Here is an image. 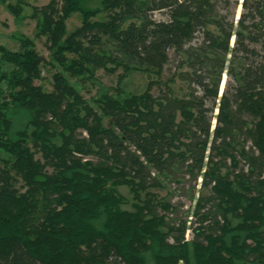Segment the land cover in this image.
<instances>
[{
  "label": "trees",
  "instance_id": "obj_1",
  "mask_svg": "<svg viewBox=\"0 0 264 264\" xmlns=\"http://www.w3.org/2000/svg\"><path fill=\"white\" fill-rule=\"evenodd\" d=\"M92 1L30 6L47 61L30 38L17 37L16 50L0 44V264H264V0H242L237 19V0H220L223 13L217 0ZM0 4L17 19L28 6ZM162 9L167 20L147 18ZM74 13L81 25L68 32ZM196 30L202 42L185 47ZM169 49L185 54L188 98L120 88L93 98L96 111L69 81L108 62L157 71ZM44 63L56 68L49 92L35 84ZM223 74L233 84L220 91ZM189 159L209 191L189 220H166L156 208L172 205L151 195L122 208L121 185L159 186V175Z\"/></svg>",
  "mask_w": 264,
  "mask_h": 264
},
{
  "label": "rangeland",
  "instance_id": "obj_2",
  "mask_svg": "<svg viewBox=\"0 0 264 264\" xmlns=\"http://www.w3.org/2000/svg\"><path fill=\"white\" fill-rule=\"evenodd\" d=\"M28 3V6L24 7L21 18L17 19L5 8L4 5L0 4V44L5 46L10 50H16L18 48L17 37L24 36L30 38L35 45L36 51L40 56L45 60H49V50L48 42L44 36L36 37L35 29V20L30 17L31 8H41L44 5L48 4L49 0H25ZM145 1V0H141ZM217 0V10L220 13H223L222 9L223 3ZM236 1V0H235ZM242 0H237V4L233 7L234 19L239 17L240 12L242 11L241 2ZM234 0H229V3L232 5ZM97 0H94L90 3V6H96ZM111 14H99L93 20L99 21H108ZM135 14L137 16L141 15V12L138 10ZM169 16V11L166 9L162 10H153L147 12V18L153 21L167 20ZM138 18V17H137ZM133 18L132 20L136 23H139L140 19ZM128 20L125 25L128 24ZM81 25V17L78 13L72 14L66 21V28L68 32L73 31ZM124 25V26H125ZM211 28V27H209ZM202 42V30H196L193 32L191 40L185 45L187 48H195ZM233 40H231L232 44ZM105 43L102 40L97 44V48L103 46ZM108 48V46H107ZM166 61L162 64L161 68L153 69L152 66L145 68L149 70H142L132 68L124 69L123 66L117 65L115 63H107V65L99 66L95 68L91 78L82 77L76 78L70 76V83H72L75 88L78 90L80 96L87 100L90 104L94 106V109L97 111L93 103V98H96L101 91H108L110 93L116 92V90L122 88L125 92L128 93H140L143 92L148 85H150V94L153 97L161 98L166 93L172 94L178 98H188L190 92L189 81L185 78L186 73L189 70L186 64H181L184 60V53H177L176 51L169 49L167 50ZM40 78L35 81V84L40 85L43 91L49 92L53 89V74L56 72L55 67H50L47 64H43L40 68ZM111 69V70H110ZM161 69V70H159ZM159 70V71H158ZM224 80V81H223ZM233 84L232 79H228L225 74L222 75L220 91L224 89V86L231 87ZM149 87V86H148ZM216 114V113H214ZM243 120L250 121L251 118L244 114L242 115ZM184 120L183 116L179 114L177 116V121ZM109 122L108 118L103 119L104 125H107ZM212 126L215 124V120L211 121ZM195 137V136H194ZM194 139V138H193ZM191 138L184 137L183 141L190 144ZM240 143L244 150L249 151L252 147L251 141L247 138L245 134V127L240 134ZM207 156L214 157V160H217L215 153L210 150L205 151ZM37 157H39L37 155ZM90 158L95 161L97 160L95 156H90ZM238 159V156H237ZM225 163L222 171L230 170V158L222 160ZM190 164H192L189 159L184 164H177L174 166L171 171L168 173L159 175L160 180L159 186L148 187L146 189H140L135 191L136 186H134L133 191L129 185H121L118 190L125 198V203L122 205V208L132 210L134 205L145 204L143 201L151 195L156 200L165 201L172 205V210L163 211L160 208H156L158 214H165L166 220H189L191 215V210L195 206L197 197L207 196L208 189L204 188L201 185V178L199 175H195L189 172ZM238 170L247 171V163L243 159H238ZM156 178L157 175L155 174ZM155 202V200H154ZM190 241L191 236L186 237Z\"/></svg>",
  "mask_w": 264,
  "mask_h": 264
},
{
  "label": "built area",
  "instance_id": "obj_3",
  "mask_svg": "<svg viewBox=\"0 0 264 264\" xmlns=\"http://www.w3.org/2000/svg\"><path fill=\"white\" fill-rule=\"evenodd\" d=\"M188 235H189V233H188V231H187L185 237H187Z\"/></svg>",
  "mask_w": 264,
  "mask_h": 264
},
{
  "label": "bare ground",
  "instance_id": "obj_4",
  "mask_svg": "<svg viewBox=\"0 0 264 264\" xmlns=\"http://www.w3.org/2000/svg\"><path fill=\"white\" fill-rule=\"evenodd\" d=\"M224 81V80H223Z\"/></svg>",
  "mask_w": 264,
  "mask_h": 264
}]
</instances>
